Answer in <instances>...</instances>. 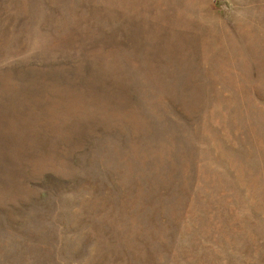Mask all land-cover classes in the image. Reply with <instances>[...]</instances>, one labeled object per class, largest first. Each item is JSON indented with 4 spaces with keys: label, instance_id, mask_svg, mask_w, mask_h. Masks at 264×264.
Instances as JSON below:
<instances>
[{
    "label": "rangeland",
    "instance_id": "374dc122",
    "mask_svg": "<svg viewBox=\"0 0 264 264\" xmlns=\"http://www.w3.org/2000/svg\"><path fill=\"white\" fill-rule=\"evenodd\" d=\"M0 264H264V0H0Z\"/></svg>",
    "mask_w": 264,
    "mask_h": 264
}]
</instances>
